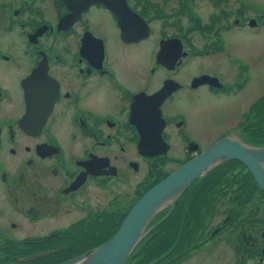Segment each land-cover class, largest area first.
<instances>
[{
	"label": "flooded vegetation",
	"instance_id": "1",
	"mask_svg": "<svg viewBox=\"0 0 264 264\" xmlns=\"http://www.w3.org/2000/svg\"><path fill=\"white\" fill-rule=\"evenodd\" d=\"M262 29V0H0V264L66 263L220 140L237 132L262 147L261 47L235 38ZM151 144L161 153L145 154ZM228 163L154 219L165 218L163 234L146 239L162 236L168 254L157 264L207 246L224 264H264L263 199L190 198ZM197 238L207 241L192 247ZM136 250L133 261L155 252L145 241Z\"/></svg>",
	"mask_w": 264,
	"mask_h": 264
},
{
	"label": "water",
	"instance_id": "2",
	"mask_svg": "<svg viewBox=\"0 0 264 264\" xmlns=\"http://www.w3.org/2000/svg\"><path fill=\"white\" fill-rule=\"evenodd\" d=\"M233 135L237 137L238 133ZM157 139L161 140L160 133ZM230 161H238L247 167L264 192V146L255 147L237 138H224L146 193L126 216L113 238L63 264H130L135 248L164 221L151 225L154 219L168 205L172 211L175 202L202 173Z\"/></svg>",
	"mask_w": 264,
	"mask_h": 264
},
{
	"label": "rangeland",
	"instance_id": "3",
	"mask_svg": "<svg viewBox=\"0 0 264 264\" xmlns=\"http://www.w3.org/2000/svg\"><path fill=\"white\" fill-rule=\"evenodd\" d=\"M262 1L264 2V0H262ZM244 35L245 36H242L241 34H237V35H235V38H238V39H240V38L242 39L243 38L244 40H246V42L248 43L246 45H248L250 47L249 49H251L253 52L255 51L254 50L255 47H261L260 48V52H258V55L262 56V60H264V29H262L260 32H255V31L251 30L247 34H244ZM263 63H264V61H263ZM262 88L264 89V85L262 86ZM242 168L243 167L240 166V165L229 163L225 167L224 170H222L218 174H216V176L213 178V180L209 179L210 181H208V183L206 184L205 187H203V188L201 187V188L197 189L198 193L193 194V196H191L190 198L191 199H193V198L196 199L197 198V200L195 201L194 204H198L199 205L200 203H203L204 200L221 199V198L226 196V194L223 193V192L225 190L226 191L230 190L229 191L230 193L234 192L236 194L238 193V194H241V195H245V194L248 195L249 194V199H251L252 202H254L251 205H252V207H255V204H257L260 199L264 200V195L261 194L260 190L255 189L254 186H252L249 183L248 178H247V173H245V170L242 169ZM143 176H144L143 173H140L139 175L135 176V180L138 182V184H139V182H141L144 179ZM221 186H223V189L220 188ZM141 190H142V188H141ZM188 192L189 191L187 190L185 195L182 196V197L187 199L190 196V195L187 196ZM248 203L249 202L245 203L243 206H241V205L234 206L233 207V209H234L233 211L236 212V214L241 212L243 210V208H245L248 205ZM197 209H198L199 213L200 212L202 213V209L200 210L199 206L197 207ZM221 214H223V210L222 209H220L218 214H217L216 222L214 223V225L216 227L219 226V225L221 226L222 224H224V223H221V221L223 220V217H224ZM179 224H180V222L177 221L176 225H179ZM157 227H159V225ZM213 229H215V228H213ZM229 229L230 228L228 227L226 230H229ZM196 230H197L196 228L192 229L193 232L196 231ZM113 233H114V231L113 232H108L107 235H110L112 237L115 234V233L114 234ZM110 236L107 239V241L109 239H111ZM186 236H188V234H186ZM213 237L215 239L211 243H213V245H214V243L217 242V240L220 239L221 236L218 235V237H217V236L214 235ZM187 239L188 238H185V240H180L178 238H172V241H174L175 247H177L179 242L186 244L187 243ZM156 240H158V237L151 238L150 242L153 243ZM204 241H207V240L203 239V238L194 239V242L191 244V246L194 247V246H196V244H194V243H198V242L202 243ZM209 247L210 246H207L205 248L203 247L204 249L200 248L199 250H202V249L203 250L200 251L199 253L191 255L187 260H185V261L183 260L184 262L182 261L183 263L181 262L180 264H224L225 263L224 255L221 254V252H219L217 254L210 253L211 247L210 248ZM215 250H217V249H214V251ZM172 256H175V255H172ZM179 257L180 256L178 255L177 259ZM139 259H140V256L137 258V260H139ZM136 261L134 260L133 264H135ZM168 261L169 260H167V262ZM157 263L158 262H155L154 264H157Z\"/></svg>",
	"mask_w": 264,
	"mask_h": 264
},
{
	"label": "trees",
	"instance_id": "4",
	"mask_svg": "<svg viewBox=\"0 0 264 264\" xmlns=\"http://www.w3.org/2000/svg\"><path fill=\"white\" fill-rule=\"evenodd\" d=\"M255 144H259L260 146L261 145L264 146V141H262V142H256ZM229 163L237 164V165H240V166L244 167L242 164L237 163V162H229ZM227 165H225V166H227ZM211 175H214V173L213 174L210 173L206 178H204L202 180H199V181L201 183H205V181L209 177H211ZM214 177H212L211 179L213 180ZM210 180H207L206 182H208ZM249 183L253 186L254 182H253L252 178L250 179V182ZM158 230L161 231V233L163 234V232H162L163 231L162 225L159 226ZM144 241H145V243L152 244L154 246V248H155V252H153V253H147L146 255H141L140 256V260H139L138 263H140V264H154L155 262L163 263L164 259H166L168 257V254H165V251L161 250V249H164L167 246V242H164L163 237L161 236L158 240H156L153 243L150 242V239H146ZM171 242H172V239L170 240V243ZM136 249H135V251H137ZM130 264H133V261Z\"/></svg>",
	"mask_w": 264,
	"mask_h": 264
},
{
	"label": "bare ground",
	"instance_id": "5",
	"mask_svg": "<svg viewBox=\"0 0 264 264\" xmlns=\"http://www.w3.org/2000/svg\"><path fill=\"white\" fill-rule=\"evenodd\" d=\"M232 138H236V136H234V137H232ZM153 146H154V145H152V144H151L150 146H149V145L144 146L146 150L148 149V150L145 152V154H147V153H148V154H149V153H150V154H153V152L161 153V152H159L160 150L158 149L157 146H154V147H153ZM152 147H153V148H152ZM150 151H151V152H150ZM157 153H156V154H157ZM182 167H183V166H182ZM209 171H210V170H207V171H205L204 173H202L201 175H203V174H205V173H207V172H209ZM201 175H200V176H201ZM158 185H159V184H158ZM158 185H156L155 187H153V188L150 189L149 191L153 190V189L156 188ZM149 191H148V192H149ZM148 192H147V193H148ZM145 195H146V194H145ZM145 195H144V196H145ZM144 196H143V197H144ZM143 197H142V198H143ZM142 198H141V199H142ZM138 202H139V201H138ZM138 202H137V203H138ZM137 203H136V204H137ZM136 204H135V205H136ZM135 205H134V206H135ZM134 206H133V207H134ZM133 207H132V209H133ZM132 209H131V210H132ZM131 210H130V211H131ZM130 211H129V212H130ZM128 214H129V213H128ZM125 218H126V217H125ZM164 219H165V218H164ZM121 226H122V225H121ZM121 226H120V228H121ZM120 228H119V230H120ZM119 230H118V231H119ZM118 231H117V232H118ZM117 232H116V234H117ZM116 234H115V235H116ZM115 235H114V236H115ZM114 236H113V237H114ZM113 237H111V238H113ZM109 240H110V239H109ZM109 240H108V241H109ZM136 248H137V247H136ZM136 248H135V249H136Z\"/></svg>",
	"mask_w": 264,
	"mask_h": 264
}]
</instances>
